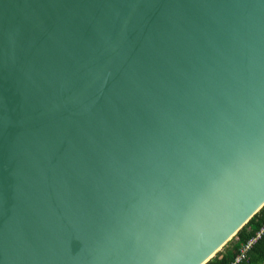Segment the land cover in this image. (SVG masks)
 I'll return each instance as SVG.
<instances>
[{"label":"water","instance_id":"1","mask_svg":"<svg viewBox=\"0 0 264 264\" xmlns=\"http://www.w3.org/2000/svg\"><path fill=\"white\" fill-rule=\"evenodd\" d=\"M264 205V0H0V264H204Z\"/></svg>","mask_w":264,"mask_h":264},{"label":"trees","instance_id":"2","mask_svg":"<svg viewBox=\"0 0 264 264\" xmlns=\"http://www.w3.org/2000/svg\"><path fill=\"white\" fill-rule=\"evenodd\" d=\"M264 225V205L204 264H232L247 242L255 237L244 251L239 264H264V232L257 233Z\"/></svg>","mask_w":264,"mask_h":264},{"label":"built area","instance_id":"3","mask_svg":"<svg viewBox=\"0 0 264 264\" xmlns=\"http://www.w3.org/2000/svg\"><path fill=\"white\" fill-rule=\"evenodd\" d=\"M261 232H264V225L260 229V231L257 233V235H259ZM254 239H255V237H253L252 239H250L247 242V244L244 246V248H242L241 252L236 256V258L232 264H239L240 260L244 257V251L250 246V244L253 242Z\"/></svg>","mask_w":264,"mask_h":264}]
</instances>
